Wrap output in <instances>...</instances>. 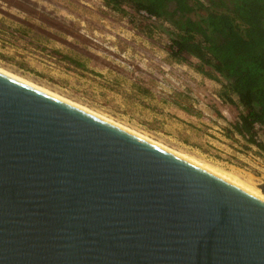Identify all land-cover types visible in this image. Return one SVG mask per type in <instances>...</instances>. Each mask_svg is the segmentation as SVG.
I'll list each match as a JSON object with an SVG mask.
<instances>
[{
  "label": "water",
  "instance_id": "obj_1",
  "mask_svg": "<svg viewBox=\"0 0 264 264\" xmlns=\"http://www.w3.org/2000/svg\"><path fill=\"white\" fill-rule=\"evenodd\" d=\"M0 264H264V201L0 71Z\"/></svg>",
  "mask_w": 264,
  "mask_h": 264
},
{
  "label": "rangeland",
  "instance_id": "obj_2",
  "mask_svg": "<svg viewBox=\"0 0 264 264\" xmlns=\"http://www.w3.org/2000/svg\"><path fill=\"white\" fill-rule=\"evenodd\" d=\"M124 8L116 12L105 0H0V69L264 197V149L229 136L243 110L219 97L222 79L198 71L195 58L171 57L169 24ZM257 133L264 145V128Z\"/></svg>",
  "mask_w": 264,
  "mask_h": 264
},
{
  "label": "trees",
  "instance_id": "obj_3",
  "mask_svg": "<svg viewBox=\"0 0 264 264\" xmlns=\"http://www.w3.org/2000/svg\"><path fill=\"white\" fill-rule=\"evenodd\" d=\"M116 12L132 7L169 24V52L177 62L198 60L197 70L222 79L219 97L243 112L229 136L259 148L264 128V0H105ZM204 71V72H205ZM205 73V74H206ZM208 75V74H207ZM236 99V100H235Z\"/></svg>",
  "mask_w": 264,
  "mask_h": 264
},
{
  "label": "bare ground",
  "instance_id": "obj_4",
  "mask_svg": "<svg viewBox=\"0 0 264 264\" xmlns=\"http://www.w3.org/2000/svg\"><path fill=\"white\" fill-rule=\"evenodd\" d=\"M0 71L3 72V73H5V74H7V75H10V76H12V77H14V78H16V79H18V80H20V81H23V82H25V83H27V84H29V85H31V86H34V87H36V88H38V89H41V90H43V91H45V92H47V93H50V94L54 95V96H56V97H59V98L65 100V101H67V102H70V103H72V104H74V105H76V106H78V107H80V108H82V109H85V110H87V111H89V112H91V113H93V114H95V115H98V116H100V117H102V118H104V119H106V120H108V121H110V122H113V123L119 125L118 123L114 122L112 119H109V118H107V117H105V116H103V115H101V114H99V113L94 112V110L92 111V110L87 109V108H85L84 106H82V105H80V104H77V103H75V102H73V101H71V100H69V99H65V98H63V97H61V96H59V95H57V94H55V93H53V92H51V91H48V90L45 89V88H42V87H40V86H38V85H36V84H34V83L28 81V80H25V79H23V78H20L19 76H16V75H14V74H11V73H9V71L7 72V71L2 70V69H0ZM119 126H121V125H119ZM121 127L125 128V129H127V130H129V131H131V132H133V133H135V134H137V135H139V136H141V137H143V138H146V139H148V140H150V141H152V142H154V143H156V144H158V145H160V146H162V147H164V148H166V149H168V150H170V151H172V152H174V153H176V154H178V155H180V156H182V157H184V158H186V159H188V160H190V161H192V162H194V163H196V164H198V165H200V166H202V167H204V168H206V169H208L209 171H211V172H213V173H215V174H217V175L223 177L224 179H226V180H228V181L234 183L235 185L241 187L242 189H244V190L250 192L251 194L257 196L258 198H260L261 200L264 201V197L261 195V193H260L258 190H256V189L250 187L249 185L244 184L245 182L243 183V182L237 181V180H235L234 178H232L231 176H230L231 178L228 177L227 174L224 175L223 173H221V172H217L216 170H213V169H211V168H209V167L203 165L202 163L200 164V163H198L199 161L197 162V160L195 161L193 158H189V157H187V156H185V155H183V154H180V152L178 153L177 151H175V150H173V149H169V148L165 147V146L162 145L161 143L155 142L154 140L150 139V138H149L148 136H146L145 134H141V133H139V132L133 130L132 128H131V129H130V128H127L128 126H127V127L121 126ZM184 154H185V153H184ZM197 159H198V158H197ZM210 167H211V166H210ZM262 194H263V193H262Z\"/></svg>",
  "mask_w": 264,
  "mask_h": 264
},
{
  "label": "built area",
  "instance_id": "obj_5",
  "mask_svg": "<svg viewBox=\"0 0 264 264\" xmlns=\"http://www.w3.org/2000/svg\"><path fill=\"white\" fill-rule=\"evenodd\" d=\"M141 13L144 14V15H146V16H148V14L146 12H144V11H142ZM152 19L155 20L156 18L155 17H152Z\"/></svg>",
  "mask_w": 264,
  "mask_h": 264
},
{
  "label": "crops",
  "instance_id": "obj_6",
  "mask_svg": "<svg viewBox=\"0 0 264 264\" xmlns=\"http://www.w3.org/2000/svg\"><path fill=\"white\" fill-rule=\"evenodd\" d=\"M236 135H238V134H236Z\"/></svg>",
  "mask_w": 264,
  "mask_h": 264
}]
</instances>
